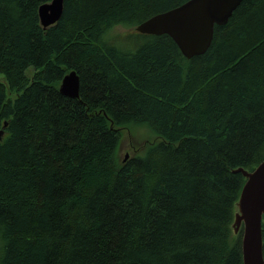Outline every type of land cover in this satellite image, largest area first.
<instances>
[{"label":"trees","instance_id":"1","mask_svg":"<svg viewBox=\"0 0 264 264\" xmlns=\"http://www.w3.org/2000/svg\"><path fill=\"white\" fill-rule=\"evenodd\" d=\"M51 1L0 0V264H243L234 171L264 160V0L191 59L134 30L189 0H63L43 29ZM71 71L78 99L59 92ZM135 127L154 134L142 155Z\"/></svg>","mask_w":264,"mask_h":264},{"label":"water","instance_id":"2","mask_svg":"<svg viewBox=\"0 0 264 264\" xmlns=\"http://www.w3.org/2000/svg\"><path fill=\"white\" fill-rule=\"evenodd\" d=\"M245 0H189L164 13L155 15L135 27L142 35L168 36L186 59L201 56L211 46L215 26H224ZM63 0H52L38 9L39 24L46 29L59 21ZM80 80L75 71L65 75L59 92L78 99ZM4 132H0V140ZM127 158V156H125ZM239 172L245 183L236 204L233 234L242 228L243 264H264L262 253V217L264 215V160L253 171Z\"/></svg>","mask_w":264,"mask_h":264},{"label":"rangeland","instance_id":"3","mask_svg":"<svg viewBox=\"0 0 264 264\" xmlns=\"http://www.w3.org/2000/svg\"><path fill=\"white\" fill-rule=\"evenodd\" d=\"M113 32L119 33V32H124V30L122 28H116L114 29ZM29 74H31V70ZM123 135L125 137V141L122 142L124 143V146H123L122 151L120 152V156L122 155L129 156L132 154L133 149L127 143L128 135L125 131L123 132ZM130 135L138 144V147L134 148L135 152L136 153L139 152L141 155L143 154V149L141 148V145L145 144L146 142L152 141L153 138L151 139V137H154V134L146 127H135L134 129L131 130ZM3 138H4V135L2 136V139Z\"/></svg>","mask_w":264,"mask_h":264},{"label":"bare ground","instance_id":"4","mask_svg":"<svg viewBox=\"0 0 264 264\" xmlns=\"http://www.w3.org/2000/svg\"><path fill=\"white\" fill-rule=\"evenodd\" d=\"M245 1H251V0H245ZM174 9V8H173ZM172 10V9H171ZM170 11V10H169ZM167 12V11H166ZM164 13V12H163ZM160 14V13H159ZM158 15V14H157ZM155 16V15H154ZM153 17V16H152Z\"/></svg>","mask_w":264,"mask_h":264}]
</instances>
